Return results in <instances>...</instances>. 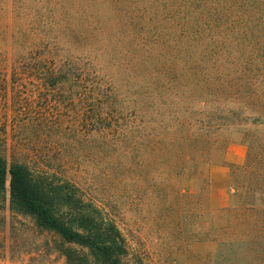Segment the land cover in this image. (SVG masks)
<instances>
[{"label":"trees","instance_id":"trees-1","mask_svg":"<svg viewBox=\"0 0 264 264\" xmlns=\"http://www.w3.org/2000/svg\"><path fill=\"white\" fill-rule=\"evenodd\" d=\"M12 6L23 49L15 64L45 72L59 103L84 95L76 115L110 160L91 201L77 184L0 152V197L12 213L51 236L68 264H154L150 244L180 262L264 264V0ZM231 144L246 147L243 165L227 164ZM215 167L229 170L224 209L214 206ZM198 240L215 251L194 253Z\"/></svg>","mask_w":264,"mask_h":264},{"label":"rangeland","instance_id":"rangeland-1","mask_svg":"<svg viewBox=\"0 0 264 264\" xmlns=\"http://www.w3.org/2000/svg\"><path fill=\"white\" fill-rule=\"evenodd\" d=\"M15 17L12 0L4 1L0 6V152L10 163L24 162L35 173H55L60 180L77 184L88 200L95 201L100 197L98 189L107 182L110 160L103 142L91 141L90 124L86 128L76 115L80 104L76 100L84 95L75 90L71 97L75 101L59 103L63 96L44 85L45 72H31L24 69L26 65L17 67L15 55L23 49L15 45L14 36L19 31ZM94 111L96 104L89 101L85 112ZM224 180L221 176L214 179L213 199L218 196L219 182H224L223 189H230L231 199L230 181ZM183 189L193 192L194 183L186 181ZM54 244L51 236L36 231L30 219L12 213L8 195L6 200L0 197V264H68L53 250ZM192 246L194 253L203 256L215 251L211 242L202 240ZM148 248L154 264H204L202 259L180 262L174 250L168 258H161L154 254L152 244ZM180 253L184 254V246Z\"/></svg>","mask_w":264,"mask_h":264},{"label":"crops","instance_id":"crops-1","mask_svg":"<svg viewBox=\"0 0 264 264\" xmlns=\"http://www.w3.org/2000/svg\"><path fill=\"white\" fill-rule=\"evenodd\" d=\"M247 156V149L245 146L241 144H231L227 148L226 154H225V160L227 164H233V165H243L246 161ZM229 170L226 167H215L212 170V182H214V179L217 176H221V178L229 179ZM225 182V180H224ZM223 182V183H224ZM220 187H217L216 192L218 193V196L214 199L215 207L219 209H224L229 206L230 203V189H223L222 188V182ZM225 193V194H224Z\"/></svg>","mask_w":264,"mask_h":264}]
</instances>
